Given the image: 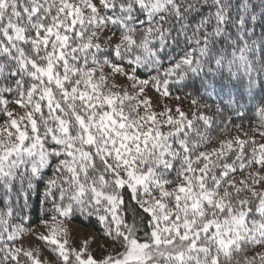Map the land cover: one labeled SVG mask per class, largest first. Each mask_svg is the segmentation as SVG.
<instances>
[{
	"label": "snow or ice",
	"instance_id": "1",
	"mask_svg": "<svg viewBox=\"0 0 264 264\" xmlns=\"http://www.w3.org/2000/svg\"><path fill=\"white\" fill-rule=\"evenodd\" d=\"M257 92L264 128V0H0V264H48L33 202L59 264H264V142L214 135Z\"/></svg>",
	"mask_w": 264,
	"mask_h": 264
},
{
	"label": "trees",
	"instance_id": "2",
	"mask_svg": "<svg viewBox=\"0 0 264 264\" xmlns=\"http://www.w3.org/2000/svg\"><path fill=\"white\" fill-rule=\"evenodd\" d=\"M104 35L107 36V35H109V33H105ZM105 71L107 72L108 69H105ZM118 76L119 75H117V77ZM119 77H121L123 79V81L126 83L128 94L131 96H135L137 94V92L139 91V89L133 88V86H132L133 82L132 81H129L122 76H119ZM138 78L139 79L147 78V73L140 72L138 74ZM188 93H191V95H188ZM144 95L147 97L154 98L159 103L156 107L157 112L162 111L165 107H168L167 102H170V104L173 105V110L177 106H179L184 111V108L186 107L185 112L188 113L189 116L191 115V113L193 111H197V108L192 105L193 99H197L201 103H204L205 101L207 103H210V104L213 103V101L211 99H208L206 96L202 100L201 97L199 95H197L193 91V89H191V88H187V89H183V90L177 89V88H172L171 89V95L162 96L155 89H153L151 87V85H149L145 88ZM256 95H257V100L253 101L251 104H249L247 111L245 112V114L242 118H237L235 116H232L231 124L218 125V131L214 135L220 139H223L226 136H227V138H231V137H234L237 135L241 136V138H244V134L247 133L248 136L254 137L258 142H264V140H261L259 132L257 131V130L264 131V128H261L260 117L257 115V112H256V106L259 102V98H260L261 94L259 92H257ZM177 97H179V99H177ZM143 98H144L143 96L139 97V99H143ZM205 111H207V110H205ZM213 111H214V109H213ZM209 114H211V113L209 112ZM2 120H3V117L0 116V122H2ZM48 172L50 173L51 170L49 169ZM128 199L129 198L126 194L125 200L128 201ZM33 206L37 207V212L32 214L31 223H26V225H25L26 228L31 229V231L36 226L43 225L40 222V218H39L40 213L38 210V206L35 205L34 202H33ZM2 207H3V203H0V208H2ZM130 207H131V205H130ZM69 222L74 224V225H78V226H81L84 228L91 229L100 239L105 240L102 230L100 229L99 225H97V223H96L95 217H92L91 219H89L87 217L78 216L76 218H73ZM30 232H25L24 237L26 235H28ZM57 262H59L58 257H57ZM9 264H11L10 261H9Z\"/></svg>",
	"mask_w": 264,
	"mask_h": 264
},
{
	"label": "rangeland",
	"instance_id": "3",
	"mask_svg": "<svg viewBox=\"0 0 264 264\" xmlns=\"http://www.w3.org/2000/svg\"><path fill=\"white\" fill-rule=\"evenodd\" d=\"M115 82L121 86L118 90L127 91L126 83L123 81L121 77H114ZM151 98V103L153 109L156 111V107L159 104L154 98ZM168 108L173 109V105L170 102H167ZM186 107L184 108V111ZM67 227L69 229V239L70 242L75 247H79L83 240L87 239L89 241L90 249L93 251L94 255L98 258L100 256V248L99 246L104 243V240L100 239L91 229L84 228L78 225H74L70 222H67ZM46 229L44 225L36 226L28 235H26L22 240L17 242V246L23 244L24 246H36L40 247L42 250V259L48 261V264H59L57 262V255L54 254L49 248L45 247L44 243L37 240L36 236L39 233L45 232ZM57 256V257H56Z\"/></svg>",
	"mask_w": 264,
	"mask_h": 264
}]
</instances>
